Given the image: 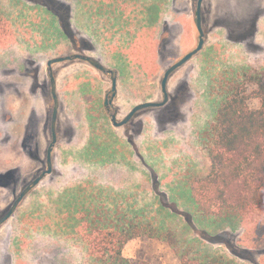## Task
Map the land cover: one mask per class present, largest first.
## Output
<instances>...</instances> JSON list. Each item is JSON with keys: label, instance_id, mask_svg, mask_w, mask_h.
Listing matches in <instances>:
<instances>
[{"label": "trees", "instance_id": "trees-1", "mask_svg": "<svg viewBox=\"0 0 264 264\" xmlns=\"http://www.w3.org/2000/svg\"><path fill=\"white\" fill-rule=\"evenodd\" d=\"M153 1L154 4L146 9L144 0H95L90 5H82L84 11L89 9L93 22L111 25L113 39H124L121 49H126L123 53L129 62L142 57L146 75L155 71L157 47L170 41L172 22L165 19V14L173 5L174 10L178 6V0ZM18 2L20 6H17L19 3L6 5L0 0V45L16 40L26 50L38 51L36 47H45L48 53H54L56 50L52 47L56 42L74 36L72 4L64 0ZM148 12L150 19H144ZM162 22L164 25L159 32ZM90 29L91 25L88 34ZM36 40L41 44L37 45ZM216 67L212 64L207 69L205 84V95L214 114L199 134L200 145L210 162L209 171L190 176L186 186L190 205L200 215L215 217L231 226L238 220L243 225L251 213H264V67L225 64L217 73ZM150 96L145 92V99ZM109 132L118 134L113 128ZM123 141V136H87L83 151L78 148L67 154L68 162L88 158V162L95 164L99 156L106 155L112 160L118 151L124 157H132L133 150L124 149ZM105 160L101 158L100 161ZM89 183L84 184L80 178L67 182L60 189L36 190L34 200L16 214L20 222L13 240L17 255H21L26 237L31 235L32 221H49L44 228L50 235L58 233L62 237L66 232L75 235L84 264H145L141 259L125 256L124 248L129 241L142 235L165 238L162 234L164 224L155 227L143 207L135 208L133 204L126 207L116 200L111 205L110 198H104L102 188L96 192ZM65 220L72 229H63L61 222ZM187 223L191 226L189 220ZM252 230L257 237L244 242L246 247L260 245L264 222L257 223L255 228L249 226L248 234ZM181 256L183 264H201L187 257V253ZM202 263L228 264L221 260Z\"/></svg>", "mask_w": 264, "mask_h": 264}, {"label": "rangeland", "instance_id": "rangeland-1", "mask_svg": "<svg viewBox=\"0 0 264 264\" xmlns=\"http://www.w3.org/2000/svg\"><path fill=\"white\" fill-rule=\"evenodd\" d=\"M3 1L6 5L19 3V0ZM64 1L72 4L73 25L87 36V29L93 19L89 9L84 11L82 5L88 3L90 5L91 1L95 0H80L78 3H75L74 0ZM210 2L215 5L214 14L211 15L209 1L206 3V21L210 28V36H223V33L217 28L219 23L221 27L229 26L237 29L234 36L242 35L244 38L240 41L244 46L252 44L253 39L256 40L259 26L264 17V0H212ZM152 4H154L153 0H144V9ZM194 4L196 2L193 0L190 3H187V0H178L176 5L180 9L179 12L174 10L173 5L165 14L167 21H178L174 22L176 29L173 30V37L179 53L186 52L196 46L198 38L196 29L192 33L194 42L188 44L186 41L189 36L186 23L189 20L192 22L195 20ZM17 6H20V3ZM150 15L151 13H146L144 19L146 17L150 19ZM97 20L99 21V19ZM96 23L99 25L98 22ZM163 25L162 22L159 32ZM251 29L253 31H250ZM37 31L39 30L37 29ZM176 38L177 41H175ZM22 53V46L16 40L5 41L0 45V84L24 83V80L9 83V78L4 73L10 68V63L16 59L15 55L20 56ZM244 54L245 52H242L236 57V60L239 59L243 63L253 62L251 59L254 58V54ZM155 58L159 59L160 66L156 65L152 75L144 74V88H147L152 78L154 82H160L167 68V65L164 64L169 60L165 54L160 56L156 54ZM258 63L261 64V61ZM198 71L197 68L192 76H195ZM146 94L148 93L146 92ZM161 94L159 92V96ZM1 103L2 99L0 100V140L8 130L24 131L23 122L26 115V113L19 112L16 118L8 119ZM177 112L178 110L161 109L158 114L148 113L143 116L144 134L137 138L144 156L143 162L135 156L124 157L120 151L112 160H109L106 155L99 156L95 164L91 161L88 162V158L75 160L61 167V176L55 178L54 181H47L39 187V190L46 187L60 189L71 180L83 178L84 184L87 181L91 182L88 185L90 188L95 187L96 192L102 188L104 198H110L111 205L116 200L126 207L133 204L132 206L135 208H145L144 212L147 218L151 219L155 227L164 224L165 228L162 234L166 236L164 238L142 235L127 243L129 254L133 255V258L143 260L145 264H183L181 256L183 252L187 253V257L194 258L201 264L204 261L217 260L225 261L228 264H264V236L262 239L259 238L261 242H259V246L252 248L243 244L247 243L249 238L257 237L253 230L248 234L247 228L249 226L255 228L257 223L262 225L264 213H251L245 224L242 225L240 221L234 220L235 226H231L230 223L222 222L215 217L200 215L190 205V193L186 186L187 179L195 174L208 173L210 167V162L200 145L199 134L213 116L214 108L203 95L198 93L196 102L185 105L180 112L186 118L175 123ZM152 114L160 117L159 124L156 123L155 116ZM85 138L86 136H77L76 139L81 151L85 148ZM75 150L77 151V148ZM4 156L2 151L0 153L2 163L10 162L9 159L12 157L14 160L17 155L14 153L9 159L2 158ZM101 158L108 160L102 163ZM88 189L87 186L86 191ZM33 200L34 196H31L30 202ZM26 205L24 204L22 208ZM48 222L32 221L33 230L30 237H26V242L23 245L26 247L31 245V249L25 256L31 260L30 251L32 250V260L41 262L52 260L53 264H81V255L83 254H79L76 247H73L78 246L79 240L68 232L64 233L62 237L58 233L50 235L44 228ZM19 223L15 216L0 229V264L11 261L8 260V256L4 252L5 245L12 244ZM61 223L64 230L72 229V225L67 226L66 220ZM52 228L56 229L57 227ZM170 234L171 237H169ZM39 247L42 250L40 254L36 252V248Z\"/></svg>", "mask_w": 264, "mask_h": 264}, {"label": "flooded vegetation", "instance_id": "flooded-vegetation-1", "mask_svg": "<svg viewBox=\"0 0 264 264\" xmlns=\"http://www.w3.org/2000/svg\"><path fill=\"white\" fill-rule=\"evenodd\" d=\"M206 2L207 0L202 2L204 45L191 59L171 73L167 83L168 99L165 102L162 81L167 69L199 44L198 0L194 9V23L198 31L196 46L179 53L174 43V27L171 26L169 43L158 46L156 53L157 56L165 54L169 60L164 64L167 68L160 82L156 83L152 78L147 88H144L142 57L139 61L129 62L123 53L126 49H121L125 45L124 39H113L111 25L107 22L103 26L96 22L91 23L87 36L74 26V36L61 39L60 43L56 42V46L52 47L56 50L54 53H48L45 47H36L38 51H29L22 47L23 53L20 56L15 55L16 59L4 73L9 78V83L16 80H24V83L0 84V100L2 99L1 105L5 108V116L11 119L16 118L19 112L26 113L24 131L8 130V135L4 133L7 137L3 136L0 140V149L5 154L2 158L9 159L14 153L17 155L14 160L13 157L10 158V162L2 163L0 159V218L10 210L28 185L49 170V160L50 172L22 199L7 222L16 216L24 204H29L31 196L36 195L35 191L40 186L61 176V167L70 163L67 154L78 149L77 136H124L123 148H131L132 157L135 156L143 162L144 156L137 139L144 134L143 116L148 113L158 114L161 109L178 110L175 120L178 123L186 118L180 113L182 108L196 102L198 93L206 98ZM243 38L242 35L235 37L236 40ZM36 44L40 45L41 42L36 40ZM215 51L216 55H222L221 47H216ZM73 55L90 57L104 69L81 57L67 58ZM61 57L65 59L49 64L52 59ZM156 65L160 66L158 58ZM197 68L199 71L193 78L192 73ZM114 80L116 90L113 89ZM145 89L151 95L150 98H144ZM159 92L162 93L161 96ZM148 101L164 103L139 108L124 122L136 106ZM155 120L159 124L161 119L155 116ZM110 128L118 134L111 135ZM92 150L95 151L94 147Z\"/></svg>", "mask_w": 264, "mask_h": 264}, {"label": "crops", "instance_id": "crops-1", "mask_svg": "<svg viewBox=\"0 0 264 264\" xmlns=\"http://www.w3.org/2000/svg\"><path fill=\"white\" fill-rule=\"evenodd\" d=\"M190 1L191 0H187V3H190ZM208 1H209V5L211 6V15H212L214 14L215 5L212 2H210L212 0H207V2ZM222 1H225V0H222ZM176 10L179 12L180 9L176 8ZM221 14L222 13L220 12V15ZM263 18H262V24L259 26V31H258L256 40L253 39L254 42H252V44L250 43V45H245V46L240 40L235 39V37L237 36H234V35L237 33V29L230 28L229 26L226 28L221 27L220 24L217 26V28H219L220 31L223 33L222 37L221 36L214 37L212 35L210 36L209 35L210 28L208 27L207 21H206L205 28H206V38H207V41H206L207 69L210 68L212 64H216L217 66L215 69L216 73L221 69L220 67H224L225 64H238V65L252 64V65H258V66L264 67V19ZM174 22H178V21L174 20ZM174 22H172L171 26L174 27V29H176L175 27L176 23ZM194 29H196L194 21L193 22L190 20L187 21L186 30H188L189 36L188 38H186V41L188 43L194 42L193 35H192V33L194 32ZM175 41H177V38L175 39ZM216 47L218 48L221 47V54H222L221 56L216 55V51H215ZM242 52L243 53L245 52V54H248V55H251L250 53L254 54V58L251 57L253 58L251 59V61L253 62L243 63L239 59L236 60V57H238ZM259 61H261V64L258 63ZM195 76H192V77L195 78ZM204 83L205 84L207 83V79ZM5 246L6 247H5L4 252L5 254H7L6 256L11 257V261L7 262L6 264H53L52 260L42 261V262L37 261V260H32L33 258L32 250L30 251L31 260L29 257H26L25 254L29 253L28 250L31 249V245H29L28 247L24 246L21 251L20 256L17 255V251L14 247L13 241H12V244L7 243ZM73 247H76L78 253L82 254L81 248L79 246H73ZM128 247L129 246L127 244L124 248V254L127 257L133 258L134 256L129 254ZM40 248L41 247L36 248V252L38 254L42 252ZM83 259H84V256L81 255V264H84L82 261Z\"/></svg>", "mask_w": 264, "mask_h": 264}, {"label": "water", "instance_id": "water-1", "mask_svg": "<svg viewBox=\"0 0 264 264\" xmlns=\"http://www.w3.org/2000/svg\"><path fill=\"white\" fill-rule=\"evenodd\" d=\"M202 2H203V0H198V3H197V27H198V30H199V33H200L199 44H198V46L195 49H193L192 51L188 52L185 56H183L180 60H178L177 62H175L173 65H171L167 69V71L165 73V76L163 78V81H162V88H163V92L165 93L164 102L167 101V99H168L167 83H168V79H169V76L171 75V73H173L176 69H178L183 64H185L189 59H191L193 57V55L196 54L199 50H201L202 47H203V45H204V42H205V31H204L203 26H202ZM75 57H81V58L87 59L90 62H92L94 65H96L97 67L103 68V66L101 64H99L98 62L94 61L92 58L87 57V56H84V55H73V56H69L67 58H75ZM63 59H65V57L52 59L49 62V64H51L52 62H56V61L63 60ZM113 89L116 90V81L115 80H114V87H113ZM164 102H152V101H148V102L141 103L138 106H136L130 112V114L127 116V118L124 120V122H126L127 120H129V118L137 111V109L143 108V107H148V106L161 105ZM113 120L115 121V116L113 117ZM116 124H118V123H116ZM53 145H54V143L51 145L50 151L52 150ZM49 166H50V168H49V170L47 172H50V170H51V162H50V160H49ZM47 172L42 173L38 178H36L30 185H28L21 192V194L18 196V198L15 200V202L11 206L10 210L3 217L0 218V227L5 222H7V220L11 217V215L17 209V207L20 204V202L22 201V199L29 193V191L35 185H37V183L46 175Z\"/></svg>", "mask_w": 264, "mask_h": 264}]
</instances>
